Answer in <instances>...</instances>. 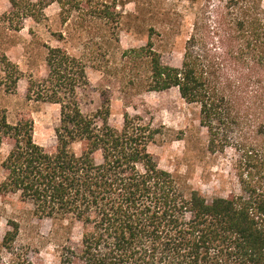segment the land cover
<instances>
[{
	"label": "trees",
	"instance_id": "16d2710c",
	"mask_svg": "<svg viewBox=\"0 0 264 264\" xmlns=\"http://www.w3.org/2000/svg\"><path fill=\"white\" fill-rule=\"evenodd\" d=\"M54 1L63 0H11L0 29ZM46 47L47 74L29 76L26 96L60 105L56 145L35 140L32 117L11 122L0 110V150L10 145L0 196L19 193L37 217L68 223L59 264H264V0L209 2L178 65L163 61L151 41L124 51L126 62L145 65L149 90L176 87L199 105L211 152L234 151L239 192L211 200L159 166L149 149L157 128L126 110L121 128L110 123L105 92L86 114V64L65 47ZM0 67V84L16 89L19 65L1 54ZM77 142L84 144L79 153ZM8 225L0 264H46L33 258L36 246L17 244L19 223Z\"/></svg>",
	"mask_w": 264,
	"mask_h": 264
},
{
	"label": "rangeland",
	"instance_id": "374dc122",
	"mask_svg": "<svg viewBox=\"0 0 264 264\" xmlns=\"http://www.w3.org/2000/svg\"><path fill=\"white\" fill-rule=\"evenodd\" d=\"M37 2V0H33ZM63 2V3H62ZM48 4L33 16H14L13 27L0 29V55L5 54L23 72L18 87L8 90L0 84V110L15 122L32 117L35 140L53 149L55 129L60 124V105L29 100L28 78L47 74V45L62 46L83 59L90 81L81 95L82 109L93 114L101 105V93L110 98V123L121 128L124 111L157 128L149 146L159 166L169 170L187 189L200 191L209 200L239 192L233 150L211 152L208 132L201 124L200 107L185 101L178 88L151 91L144 83L143 63L126 62L124 51L152 42L163 61L180 64L185 41L206 5L221 0H63ZM11 0H0V14L11 10ZM20 26L21 30L14 28ZM3 72L0 67V80ZM83 143L72 149L79 153ZM10 145L0 150V182L5 178L2 161ZM9 220L19 223L18 245L32 244L33 258L46 264H59L58 246L65 240L64 226L52 219L39 218L31 202L19 193L0 196V236ZM80 224L73 227V239L80 238ZM38 256V257H36Z\"/></svg>",
	"mask_w": 264,
	"mask_h": 264
}]
</instances>
